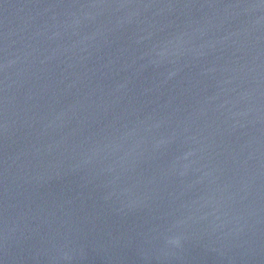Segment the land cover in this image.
Returning a JSON list of instances; mask_svg holds the SVG:
<instances>
[{
	"label": "water",
	"instance_id": "obj_1",
	"mask_svg": "<svg viewBox=\"0 0 264 264\" xmlns=\"http://www.w3.org/2000/svg\"><path fill=\"white\" fill-rule=\"evenodd\" d=\"M0 264H264V0H0Z\"/></svg>",
	"mask_w": 264,
	"mask_h": 264
}]
</instances>
